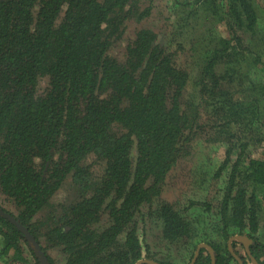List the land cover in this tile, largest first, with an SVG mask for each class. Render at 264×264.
Instances as JSON below:
<instances>
[{"label":"trees","instance_id":"obj_1","mask_svg":"<svg viewBox=\"0 0 264 264\" xmlns=\"http://www.w3.org/2000/svg\"><path fill=\"white\" fill-rule=\"evenodd\" d=\"M202 104L219 164L214 147L191 159ZM183 172L222 184L184 198L168 190ZM66 182L75 196L57 202ZM0 206L52 264L53 249L65 264H213L202 243L216 264H252L235 234L264 264V4L0 0ZM0 264H40L1 215Z\"/></svg>","mask_w":264,"mask_h":264},{"label":"rangeland","instance_id":"obj_2","mask_svg":"<svg viewBox=\"0 0 264 264\" xmlns=\"http://www.w3.org/2000/svg\"><path fill=\"white\" fill-rule=\"evenodd\" d=\"M259 1L261 2V5L264 4V0H259ZM151 22H152V24H156V23L162 22V20L160 17H154ZM219 29L223 33L224 28L220 27ZM121 50H123V46L120 42L114 46V55H119ZM188 60H189V56L186 55L185 58L181 59V62L186 63ZM43 84H45V82H43ZM200 110H201L202 116L199 120V123L201 124V126L203 128L200 130L199 136L201 137L202 140L195 146L196 150L199 152L192 155L191 159L193 160L194 158L196 159L198 157L205 156L202 151L209 149L211 147H214V152H213L214 160L216 163L219 164L223 161V158L225 155V153L223 154V151L225 149V145L218 142V144H214L213 146L208 147L204 143L205 138L207 139V137H210L212 139V136L214 135V131L212 129H210V125L208 123L211 120L209 118V115L207 114L209 112V110L207 108H205L203 106V104H202V107ZM260 150L261 149L254 151V152L257 153ZM231 158L235 159L236 154H232ZM188 161L190 162L189 159H188ZM100 165L101 164L99 163L95 167L97 169H99ZM175 175L176 176H173L172 179L177 180V177H178L179 180H177L176 183L172 182L170 185H168V190L169 189L176 190L184 198L193 196V198H195L197 200H208L215 194L217 188L222 184L219 180L212 182L213 180L208 178V177H205L206 175L199 177L198 180L195 181L194 183L192 182L193 178L191 179L190 176H187L185 172L180 173V174H175ZM185 176H187V179H184ZM222 180H223V178H222ZM178 182H180V185H178ZM165 194H167V192ZM171 194H174V191H171ZM74 196H75V191H74V189H72L71 183L66 182L64 184V186L61 189H59V191H58L57 199L60 201H57V200L56 201L57 202H69L72 200V198ZM43 216H44V214H42L41 218ZM151 234H152V232L150 231L148 236L151 239H153V242H155L154 245L157 247H160V248H164L163 242L158 240L155 236H153ZM50 253H51V256L54 257L56 264H65L64 258H63V253L59 249H53L50 251Z\"/></svg>","mask_w":264,"mask_h":264},{"label":"water","instance_id":"obj_3","mask_svg":"<svg viewBox=\"0 0 264 264\" xmlns=\"http://www.w3.org/2000/svg\"><path fill=\"white\" fill-rule=\"evenodd\" d=\"M0 215L2 217H4V218L8 219L10 222H12L18 228V230L23 233V235L25 236V238L28 241L29 246L32 248V250L34 251L36 257L38 258L40 264H52L50 262L48 256L46 255V252L43 250L40 242L36 239V237L34 236V234L28 229L27 226H25L23 223H21L20 220L17 219L16 216H14L13 214H11L10 212H8L7 210H5L1 206H0ZM238 238H239V240L241 238L247 239V248H248V243L249 244L252 243V240L250 238H247L246 236L245 237H238ZM203 245H206V246L209 247V250L211 251L212 258H213V264H216L215 263L214 253H213V248L210 245L206 244V243H202V244L199 245V247H198V249L196 251V256L198 255L199 248L201 246H203ZM230 250H233L231 245H230ZM249 255H251V259L253 261V264H260L257 261V259L251 253H249ZM238 259L240 261V264H245V263H243L242 259H240L239 257H238ZM143 261H146V260H140L136 264H140ZM193 262L194 261H192V264H193ZM152 264H159V263L158 262H155V261H152Z\"/></svg>","mask_w":264,"mask_h":264},{"label":"flooded vegetation","instance_id":"obj_4","mask_svg":"<svg viewBox=\"0 0 264 264\" xmlns=\"http://www.w3.org/2000/svg\"><path fill=\"white\" fill-rule=\"evenodd\" d=\"M247 237V238H250L251 240H253L252 239V237H250L249 235H247V234H235V235H233L231 238H230V241L233 239H238L239 240V238L238 237ZM241 243H242V246H239L238 248H237V252L234 250V253L235 254H237V256H240V255H242L243 254V256L245 255V252H247V253H251L249 250V246L251 245V243L249 244L248 243V248H247V239H245V238H241L240 240H239ZM191 264H192V262H191Z\"/></svg>","mask_w":264,"mask_h":264},{"label":"clouds","instance_id":"obj_5","mask_svg":"<svg viewBox=\"0 0 264 264\" xmlns=\"http://www.w3.org/2000/svg\"><path fill=\"white\" fill-rule=\"evenodd\" d=\"M44 250V249H43ZM47 255V254H46ZM258 261V260H257ZM252 264H253V261H252Z\"/></svg>","mask_w":264,"mask_h":264}]
</instances>
